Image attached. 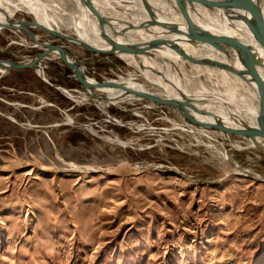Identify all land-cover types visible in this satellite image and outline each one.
<instances>
[{"label":"rangeland","instance_id":"1","mask_svg":"<svg viewBox=\"0 0 264 264\" xmlns=\"http://www.w3.org/2000/svg\"><path fill=\"white\" fill-rule=\"evenodd\" d=\"M28 30L99 83L132 73L161 91L114 55ZM31 42L2 29L0 59L28 62L43 51ZM36 65L0 73V264H264L263 151L170 106L90 97L56 53Z\"/></svg>","mask_w":264,"mask_h":264},{"label":"bare ground","instance_id":"2","mask_svg":"<svg viewBox=\"0 0 264 264\" xmlns=\"http://www.w3.org/2000/svg\"><path fill=\"white\" fill-rule=\"evenodd\" d=\"M91 1L96 11L118 32L112 35L116 40L129 43L168 40L187 57L202 55L236 68L230 71L197 64L180 58L169 46H159L148 56L120 55L161 91L151 92L143 84L132 82L134 78L130 73L101 87L110 98L120 92L124 97L138 92L153 93L157 98L174 102L183 117L238 133L246 140L244 148L264 146L263 140H249L243 135L246 127L240 120L243 116L255 125V120L260 118L264 127V83L240 70L247 62L259 64L260 79L264 82V0ZM17 13L30 15L34 26L39 28L66 33L102 50L110 49L100 38L97 21L80 0H0V24L5 23V17L14 21ZM187 17L214 42L201 39L194 45L195 32L185 22ZM151 20L156 24L149 25ZM32 38L39 41L35 34ZM33 40L31 44L40 47ZM171 65L176 69L174 74ZM194 77L199 80L191 85L189 81ZM88 81L100 87L91 78ZM123 84L130 90H125ZM181 92L206 100L192 103L191 108L185 105L188 100ZM237 110L242 115L238 116Z\"/></svg>","mask_w":264,"mask_h":264},{"label":"water","instance_id":"3","mask_svg":"<svg viewBox=\"0 0 264 264\" xmlns=\"http://www.w3.org/2000/svg\"><path fill=\"white\" fill-rule=\"evenodd\" d=\"M80 1L82 3V6L85 7L87 9V11L89 12V14H91L95 18V20L97 21V23L99 25V29H100V38L109 45V47H110L109 50H102L100 48H96V47H94L88 43L82 42V41L74 38L73 36H70V35L63 33V32L57 33V32L52 31V30H47L46 28H39L38 26H34L32 21H22L21 23H17L16 21L9 19L8 17H5V19H6L5 23L0 24V31L2 29H10V30L17 29L19 31L21 30V31L26 32L27 35L29 36V38L33 40L34 38H32V32L28 29L29 28H38V29H42L43 31H46L47 33H49L50 35H52L54 37H57L59 39H62V40H65V41H68V42H71L74 44H77V45L91 51L92 53L114 55L120 59H121V57H119L120 55H133V56L152 55L156 51H151V50H154V49L158 48L159 46H169L170 48H172V50H174L173 52L182 59H187V60H189L191 62H195V63L197 62V64H210V65L219 67L220 69H224V70L234 71V69H236L231 64L222 63L216 59H212V58L202 56V55H198V57L197 56L196 57H187V55L185 54L184 51H181L178 47H176L173 43H171L168 40H155V41L153 40V41H148L147 43L146 42H144V43H132V42L129 43V42H123L121 40H116L112 37V35H117L118 32L116 30H114L112 23L106 21L96 11L92 1L91 0H80ZM185 22L187 23V25H189L192 32H195V38L193 39L194 45H196L201 39L214 42V39H212L205 31H202L195 24H193L188 17L185 19ZM148 24L149 25L156 24V21L151 20ZM108 30H109V32H108ZM33 41L36 42L37 45H39L43 51L34 55L28 62L7 61V60L0 59V73H5V72H8V71L14 70V69H22V68H28V67H35L36 66L37 72H38V74H40L41 73V68L39 67L40 65L37 66L36 64L37 63L39 64L43 59H45L49 53H56L59 56V58L64 60L67 63V65L71 68V70L75 74V77L80 80L82 87H83V90L85 91V93L87 95H89L90 97H94V98L95 97L105 98L108 101L113 102L110 98H108V96L104 97L102 95H94L92 93L91 87H93V89L95 91L105 93L101 87L105 86L106 83H99V82L95 81L94 79H92L100 87H95L94 83L91 84L88 81V79H90V77L87 76L83 71L78 69L79 63L76 60H75V62L71 61L70 56L61 46L52 45V44L47 45L44 42H40V41L37 42V40H33ZM241 66H242V67H240L241 71H244L246 73L254 75L255 77H257L262 82V84L264 83L260 79L261 75H260L259 67H261V66L259 64L256 65V64H252L250 62H247L246 64L244 63ZM170 68H171L172 74H174L176 72L175 67L173 65H171ZM42 79L48 83L47 79L44 76L42 77ZM123 85L126 87L125 90H130L126 84H123ZM58 89H60L62 92L69 95V93L66 90H64L62 88H58ZM181 94L184 95L186 100H188V103L185 102L186 103L185 105L188 107H191L192 103L206 100L205 98L197 99V98L189 96L188 94L186 95L185 93H182V92H181ZM131 96H133V98L147 99V100H149L153 103H156V104H161L164 106H170V107L176 108V104L174 102L165 101L164 99L157 98V97L153 96V93L138 92V93H134ZM236 113L238 114V116H239V114H241L240 112H238V110ZM240 120L243 122V124H245L246 128H244L243 135L246 136L247 139L254 140V141L257 139H260V140L264 141V127L261 123L260 118L255 120L256 121L255 125L250 124L248 119H246L243 116L240 117ZM217 128H225V127H217ZM225 129H227V128H225ZM227 131L229 133H236V132L230 131L229 129H227ZM236 134L238 135V133H236ZM254 148L264 152V146H259V147L257 146Z\"/></svg>","mask_w":264,"mask_h":264}]
</instances>
